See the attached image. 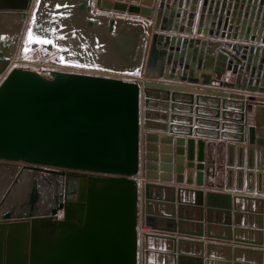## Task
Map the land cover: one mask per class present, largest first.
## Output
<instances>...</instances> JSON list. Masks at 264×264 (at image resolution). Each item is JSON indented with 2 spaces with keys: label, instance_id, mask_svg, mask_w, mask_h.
<instances>
[{
  "label": "water",
  "instance_id": "obj_1",
  "mask_svg": "<svg viewBox=\"0 0 264 264\" xmlns=\"http://www.w3.org/2000/svg\"><path fill=\"white\" fill-rule=\"evenodd\" d=\"M138 2L0 0V236L9 233L0 264H139L135 178L143 170L145 264L152 249L182 254L195 244L208 263L217 249L239 250L178 239L203 235L181 230L175 202L194 192L173 184L204 187L215 163L208 150L226 141L229 159L235 149L247 155L251 179L257 170V187L247 190L264 194V0ZM144 19L154 20L151 34ZM28 22L33 36L51 41H29V49L56 48L65 65L145 77L11 68ZM72 173L88 176L75 198ZM235 178L240 191L243 172ZM209 205L208 197L207 237L216 238L211 226H231V212L220 221L222 211ZM19 232H28L21 248ZM252 252L264 264V251Z\"/></svg>",
  "mask_w": 264,
  "mask_h": 264
},
{
  "label": "crops",
  "instance_id": "obj_2",
  "mask_svg": "<svg viewBox=\"0 0 264 264\" xmlns=\"http://www.w3.org/2000/svg\"><path fill=\"white\" fill-rule=\"evenodd\" d=\"M143 1L145 0H139L137 4L144 5ZM159 1L160 0H155L156 6L158 5ZM144 21L150 27L151 34L154 28V20L144 19ZM225 42L229 41L226 40ZM232 42L234 43V41ZM147 49L149 50V41ZM16 59L17 55L14 57V61ZM142 76L145 77L144 73L142 74ZM253 121L254 119L252 118L249 119L248 122ZM227 144L228 142L226 141H216V147L214 149L208 150L209 159L214 160L215 163L207 165L210 173L205 177L204 187L200 188L193 186L187 188L173 184V186L177 189L181 187L194 192L192 200L185 201L184 204L182 203L183 205L178 203L177 200L175 202L173 210L174 213H176L177 218L180 214L181 218L183 219L181 226L182 231L190 234H199L200 232H202L203 235L202 237L192 235H177L178 239L181 237H186V239L193 240L196 239L203 241L205 245L208 242H216L223 245H230L231 247H233V249L239 247V250L237 252H234V249L228 254L229 251L227 249H217L214 252V258L208 263L209 260L206 257V249L204 250L205 252L203 258L197 257L196 255H198L197 253L200 252V247L195 244L184 245L188 252L184 249L185 253L182 254H179L177 249L176 252L172 254L165 251L167 248L159 247V250H150V253L148 255L150 264H258L257 262L259 261L260 255L258 253L252 252V249L264 251V194H256L255 192H249L247 190L248 187L252 189H255L257 187V181L255 179V171L257 170H253L254 175L251 179V175L248 176L247 174L249 171L251 172V169L248 168L249 159L247 158V155H245V157H243V160H241V158H238V151L234 149L233 158L229 159ZM240 163H243L242 168L239 166ZM254 165L257 164L255 163ZM238 171L243 172V179L240 183L242 190L240 191L237 190L238 183L235 178ZM228 172L232 175V179L227 178ZM139 177L141 178L139 183L142 188L140 194V198L142 199V208L141 222L139 224V264H145L146 248L144 238L145 235L148 234L150 229L146 228L143 225L145 202L144 186L147 183L144 170L141 171ZM226 187H228V189ZM199 192L202 193V198L204 200L203 207H200L197 202L200 198ZM208 197L210 200L209 206H211L213 209H216V211L223 212H218L220 221L221 219H223L222 217H227V215L224 213L226 209L229 208L231 212V226H228L225 223L221 222L215 223L211 226L210 233L216 238L207 237V223L205 220V215ZM255 199H261L263 200V202L260 203L258 201V204H256V202L254 201ZM261 204L262 206L260 207ZM180 205L181 211L178 208ZM259 207L263 210L262 213L257 210ZM170 209L171 207L165 206V211H169ZM200 217H203L202 226H200ZM215 219L218 220V218L216 217ZM230 235L231 238H233L232 242H226L222 239H218L219 237H230ZM235 239H239L238 242L234 241ZM260 242L262 243V245L259 244Z\"/></svg>",
  "mask_w": 264,
  "mask_h": 264
},
{
  "label": "rangeland",
  "instance_id": "obj_3",
  "mask_svg": "<svg viewBox=\"0 0 264 264\" xmlns=\"http://www.w3.org/2000/svg\"><path fill=\"white\" fill-rule=\"evenodd\" d=\"M28 21H30V17ZM29 26H30V22H28L26 25L24 35L19 44V48L16 52V55H17L16 62L12 65L11 68H21V69L32 70V71H36L47 77L50 76V73L52 71H62V72H69V73H85V74L108 76L112 78H121L124 80H135V81H137V79L142 76V74L127 75V74L116 73V72H108V71L97 70V69H87V68L65 65L58 61V59L60 58V51L56 48H53L52 50H47L45 48L37 47L34 49H30L27 53H25L24 49L25 47H27L26 40H27V31H28ZM18 165L21 166L24 164L18 163ZM141 200L142 199L140 198V222H141V208H142ZM58 217L62 218L63 213L60 212ZM26 233L28 232H25V234ZM8 234L9 233L7 232L6 236H3V237L0 236V244H1V241H3L2 238L7 239ZM15 234L16 233L13 232V235ZM25 234L23 233L21 234V232H19L20 237L18 238V242H17V245L19 248L22 247L21 244L22 242H24V239L21 237H25ZM4 247L5 249H7L6 246Z\"/></svg>",
  "mask_w": 264,
  "mask_h": 264
},
{
  "label": "flooded vegetation",
  "instance_id": "obj_4",
  "mask_svg": "<svg viewBox=\"0 0 264 264\" xmlns=\"http://www.w3.org/2000/svg\"><path fill=\"white\" fill-rule=\"evenodd\" d=\"M87 177L88 176L86 174H83V173H72L71 174L70 182H69V184H70V186H69V193H72V194H70V196L72 198H75L76 192H77L78 187H79V184L83 180L87 179ZM62 219H63V217L62 218H59L58 217V220H62ZM48 232H51V229H49ZM55 235H56V233L54 232V235L53 236H55Z\"/></svg>",
  "mask_w": 264,
  "mask_h": 264
},
{
  "label": "snow or ice",
  "instance_id": "obj_5",
  "mask_svg": "<svg viewBox=\"0 0 264 264\" xmlns=\"http://www.w3.org/2000/svg\"><path fill=\"white\" fill-rule=\"evenodd\" d=\"M37 3H39V0H37ZM57 8L61 7V5H56ZM64 7H67V5H64ZM35 41L36 43H43V44H48L51 43V41L47 40V39H41L40 37H36L33 36L32 30L28 29V41H26V43H28L29 41ZM30 49L28 47H25L24 51L25 53H27Z\"/></svg>",
  "mask_w": 264,
  "mask_h": 264
},
{
  "label": "built area",
  "instance_id": "obj_6",
  "mask_svg": "<svg viewBox=\"0 0 264 264\" xmlns=\"http://www.w3.org/2000/svg\"><path fill=\"white\" fill-rule=\"evenodd\" d=\"M15 62H16V60H15L14 62H11V64L13 65ZM107 75H109V74H107ZM135 179L137 180V182H139L141 178H140L139 175H138V176H136Z\"/></svg>",
  "mask_w": 264,
  "mask_h": 264
},
{
  "label": "bare ground",
  "instance_id": "obj_7",
  "mask_svg": "<svg viewBox=\"0 0 264 264\" xmlns=\"http://www.w3.org/2000/svg\"><path fill=\"white\" fill-rule=\"evenodd\" d=\"M16 56V53L14 54V56L12 57V59L10 60L11 62H14V57ZM61 68V67H60ZM144 232V231H143ZM149 233V232H148Z\"/></svg>",
  "mask_w": 264,
  "mask_h": 264
}]
</instances>
